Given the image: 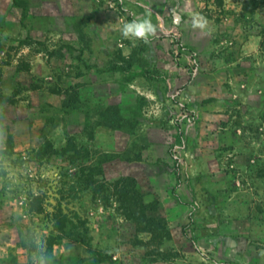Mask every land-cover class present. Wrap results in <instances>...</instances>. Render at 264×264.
Listing matches in <instances>:
<instances>
[{
  "label": "rangeland",
  "instance_id": "374dc122",
  "mask_svg": "<svg viewBox=\"0 0 264 264\" xmlns=\"http://www.w3.org/2000/svg\"><path fill=\"white\" fill-rule=\"evenodd\" d=\"M0 264H264V0H0Z\"/></svg>",
  "mask_w": 264,
  "mask_h": 264
},
{
  "label": "clouds",
  "instance_id": "9594fccd",
  "mask_svg": "<svg viewBox=\"0 0 264 264\" xmlns=\"http://www.w3.org/2000/svg\"><path fill=\"white\" fill-rule=\"evenodd\" d=\"M207 21L202 17L194 18L193 26L204 28ZM156 25L153 24L150 16L145 14L142 18H133L130 21H125L121 26V35L125 38L135 40H143L147 42L149 37L156 32Z\"/></svg>",
  "mask_w": 264,
  "mask_h": 264
},
{
  "label": "trees",
  "instance_id": "16d2710c",
  "mask_svg": "<svg viewBox=\"0 0 264 264\" xmlns=\"http://www.w3.org/2000/svg\"><path fill=\"white\" fill-rule=\"evenodd\" d=\"M122 70L125 71V72L129 71V69H122Z\"/></svg>",
  "mask_w": 264,
  "mask_h": 264
}]
</instances>
